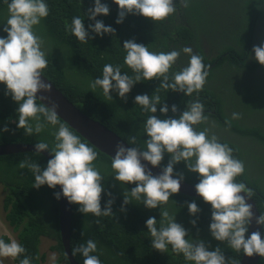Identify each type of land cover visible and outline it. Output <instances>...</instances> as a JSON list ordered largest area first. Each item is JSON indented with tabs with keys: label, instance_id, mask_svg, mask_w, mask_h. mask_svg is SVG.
<instances>
[{
	"label": "trees",
	"instance_id": "16d2710c",
	"mask_svg": "<svg viewBox=\"0 0 264 264\" xmlns=\"http://www.w3.org/2000/svg\"><path fill=\"white\" fill-rule=\"evenodd\" d=\"M49 15L35 26L34 31L45 41L46 59L48 65L43 75L60 89L66 97L89 117L100 121L114 131L119 137L128 142L132 137L137 138V144L144 146L145 134L143 122L147 115L138 105H134L133 98L137 94L151 95L157 88L159 81H144L137 83L127 94V102L111 93L112 100H105L100 89L93 93L89 82L102 76L105 64L119 65L121 71L132 75L131 70L124 65L123 42L135 39L137 43L147 45L150 51L168 52L180 50L184 46H191L193 51L203 57L209 75L203 90L197 95L185 97L182 93L168 92L162 89L161 99L171 106L176 104L178 112L182 111L186 103L198 99L205 106L207 120L197 125L196 130L208 129L210 135H216L221 143H227L232 148L233 156L244 163V173L236 178L237 182L244 183L252 193L259 212L264 213V66L260 65L252 55L254 45L264 42V0H220V10L214 9V4L208 0H190L187 8L178 0L176 11L163 21L153 23L142 16L127 15L121 24H116L118 8L111 0H101L109 4L110 12L107 16H97L105 25L115 29L114 34L95 36L87 43H79L74 36L65 31V22H71L73 16L84 17L88 8L92 7V0H47ZM7 17V5L0 3V23ZM85 27L92 23L87 17ZM0 25V29H2ZM6 35L0 30V36ZM94 36V34H91ZM188 56L181 53L173 65L175 71L186 66ZM171 71V70H170ZM242 72L248 76L242 85ZM4 85L0 84V127L5 124L8 131L0 134V144L23 143L35 144L40 141L53 146L54 129L45 128L42 132L26 135L24 129L16 128L18 104L10 96L4 95ZM227 93H226V92ZM37 103H41L37 100ZM250 104L251 108L247 105ZM239 113V119H232V113ZM250 117L254 114L259 120L244 121L242 113ZM157 116L159 113H156ZM172 116L171 111L167 114ZM58 119L67 124L63 119ZM34 123V122H33ZM69 126V124H67ZM70 127V126H69ZM75 134L77 132L70 127ZM82 141L88 143L98 153L94 161L96 168L104 176L102 181L105 189L115 197L112 204L113 216L95 217L92 214L83 215L78 205L73 204L71 224V251L79 244L92 239L97 242L101 264H190L182 255H175L169 251L161 253L152 249L150 235L147 232L145 221L149 217H156L157 227L160 222V210L148 209L143 204L125 205L126 211L121 212L123 201L122 192L126 186L120 185L111 176V157L93 146L79 133ZM256 159L259 171L251 169L247 154ZM27 158L30 162L46 165L48 158L41 152L20 151L12 154L0 155V190H2L4 220L15 233L17 241L24 246V255L30 257L31 264H44L45 254L41 252V242L44 237L51 239L54 244L52 250L59 254L56 264H71L68 260L62 242L59 215V199L54 196L56 189L47 185L39 189L33 188L34 177L27 168L19 165ZM168 155L164 156L161 164L166 165ZM177 172H183L185 180L197 183L195 173L188 172L184 163L175 165ZM130 188L134 185H127ZM110 197L101 194V207ZM196 199L201 209L198 214L197 227L189 223L185 201ZM170 213L176 214V222L189 230L190 234L205 241L209 249L219 246L223 251L228 264L236 261L239 264L243 253H236L226 243L211 238L208 232L210 205L204 203L197 196L182 192L170 197L164 206ZM197 228L199 233H197ZM264 235V232H263ZM8 241L7 236H2ZM14 260L19 264V259ZM75 260L83 264L84 257L79 253ZM258 264H264L260 258Z\"/></svg>",
	"mask_w": 264,
	"mask_h": 264
},
{
	"label": "clouds",
	"instance_id": "9594fccd",
	"mask_svg": "<svg viewBox=\"0 0 264 264\" xmlns=\"http://www.w3.org/2000/svg\"><path fill=\"white\" fill-rule=\"evenodd\" d=\"M178 2L187 8L190 0ZM0 3L7 5V17L0 23L3 26L0 30L6 33L0 36V84L4 85V95L10 96L18 104L16 128L24 129L26 135L38 134L48 127L54 129L51 148L44 141L34 144L36 153L41 154L42 150L50 153L51 158L46 165L30 162L26 158L19 167H27L32 172L33 188L47 185L50 189H56L59 186L60 190L53 193L55 198L63 196L69 204L78 205L77 210L83 215L113 216L111 206L115 197L105 189L102 183L104 176L94 164L98 153L82 141L77 131L75 134L58 119L57 105L37 103L38 99H44L37 95L38 92L51 91V85L42 79L48 65L45 41L34 31L35 26L49 15L47 0H0ZM78 3L81 4L82 0H78ZM111 3L118 8L116 24L123 23L129 14L156 23L176 11L173 0H111ZM109 12L107 2L92 0V7L84 11L83 18L73 16L70 23L65 22V31L79 43H87L95 36L114 34V28L96 19L97 16H107ZM85 17L92 21L87 29ZM122 47L125 52L124 65L131 70L132 75L122 73L119 65L105 64L102 76L89 82L92 92L100 89L105 100H112L111 93H115L127 102V94L137 83L156 80L159 84L151 95L143 93L133 98L134 105L149 114L143 122L146 137L144 146L138 145L137 138L132 137L127 142L131 147L117 143L115 155L111 159V177L126 186L122 192L120 211H126L125 205L132 201L142 203L148 209L159 208V227L156 217H149L145 221L151 237L150 245L156 251L167 253L170 248L173 254L182 255L190 264H228L219 246L210 250L203 239L198 236L194 238L188 229L176 222L177 213H170L164 208L170 197L179 194L181 182L185 180L184 173L177 172L174 167L183 162L185 169L195 173L198 178L194 185L196 196L210 205L208 232L211 238L226 243L236 253L264 258V213L255 217L259 230L249 233L254 216L252 205L247 200L252 193L244 183L236 181L244 173L243 161L235 158L232 148L227 143H221L216 135H210L207 128L196 130L195 126L207 120L205 106L198 99L186 103L184 109L176 115L178 106H169L159 94L162 89L165 93L178 92L185 97H191L194 93L198 95L209 75L203 57L196 54L191 46H184L179 51H150L147 45L137 43L134 38L125 40ZM181 53L188 56L187 65L179 71L172 70ZM252 53L254 55L250 58L264 66V42L259 46L254 45ZM158 106L159 116L156 115ZM169 111L172 116L167 115ZM231 118L239 119V113L233 112ZM247 118L255 122L249 114L244 119L249 122ZM8 130L5 124L0 127V134ZM166 154L168 162L162 165ZM148 165L159 167V174L153 175ZM127 185L134 187L129 190ZM102 193L110 197L103 208ZM185 206L188 215L193 217L189 223L196 228L198 214L201 212L196 199L185 201ZM8 238L6 242L0 237V264H4L5 258L15 264L14 260L20 257L23 258L19 259V264H31L30 257L24 255V246ZM97 252V242L92 239L72 249L73 256L79 253L84 257L83 264H101ZM232 264L237 262L232 261Z\"/></svg>",
	"mask_w": 264,
	"mask_h": 264
},
{
	"label": "water",
	"instance_id": "95a60500",
	"mask_svg": "<svg viewBox=\"0 0 264 264\" xmlns=\"http://www.w3.org/2000/svg\"><path fill=\"white\" fill-rule=\"evenodd\" d=\"M42 79L51 85L50 92H38V96H43L44 99H38L41 103L46 106L52 104L57 105L58 117L63 119L70 127L77 131L84 139L89 141L93 146L100 149L102 152L112 158L115 155V149L117 143L123 144L125 147H131L125 140L119 137L114 131L106 127L101 122L89 117L82 112L74 103H72L66 95L58 89L52 82H50L44 75ZM34 144H23V143H4L0 144V155L12 154L20 151H34ZM42 153L48 158H51L50 153L47 150H42ZM142 163H146L143 162ZM153 175H157L160 172V168H152L150 165ZM196 183H189L187 181L181 182L180 192L196 196L194 185ZM58 191L60 190L59 186ZM252 205L253 220L249 227V233L259 230V226L255 223V217L260 214L259 209L255 201L250 198L247 200ZM59 222L61 229L62 242L64 245L65 253L71 264H80L77 262L72 255L71 251V224H72V212L73 204H69L67 200L61 196L59 199ZM263 235V232H262ZM260 257L253 256L247 257L242 255L239 264H258Z\"/></svg>",
	"mask_w": 264,
	"mask_h": 264
},
{
	"label": "rangeland",
	"instance_id": "374dc122",
	"mask_svg": "<svg viewBox=\"0 0 264 264\" xmlns=\"http://www.w3.org/2000/svg\"><path fill=\"white\" fill-rule=\"evenodd\" d=\"M208 1L211 4L212 3L214 4V6H215L214 9H216L217 11L220 10V0H208ZM239 75H242V77H240ZM239 75H238V78L239 77L241 78L240 81H241L242 85H245V82L243 80H244V78H246L247 74L244 72V73H241ZM247 105L249 106V108H251L249 103H247ZM247 114L248 113L243 112L241 119L244 120L245 116ZM251 119L254 120V121H258L259 120V116L253 114L251 116ZM252 154H250V153L247 154V158H248V161H249V166H250L251 169H255V171L257 172V171H259L261 169V167L258 168V165L256 164V159H254L252 157ZM3 197H4V194H2V190H0V237L8 236V237H11L12 239L17 240L15 233L12 232L11 228L8 226V224L4 220L5 211H4L3 206H2L3 205ZM53 244H54V242L51 239L47 238V237H44L42 239L40 248H41V252L43 254H45V262H44V264H56V262L58 260L59 254L52 250ZM53 257H54V259H53ZM4 264H14V263H13L12 260H9L8 258H5L4 259Z\"/></svg>",
	"mask_w": 264,
	"mask_h": 264
},
{
	"label": "flooded vegetation",
	"instance_id": "af4514ba",
	"mask_svg": "<svg viewBox=\"0 0 264 264\" xmlns=\"http://www.w3.org/2000/svg\"><path fill=\"white\" fill-rule=\"evenodd\" d=\"M9 260H11V259H9Z\"/></svg>",
	"mask_w": 264,
	"mask_h": 264
}]
</instances>
